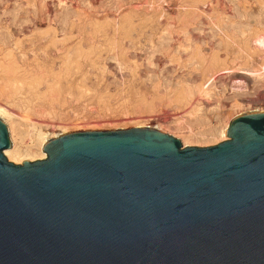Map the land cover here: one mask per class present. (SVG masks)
<instances>
[{"label": "rangeland", "instance_id": "obj_1", "mask_svg": "<svg viewBox=\"0 0 264 264\" xmlns=\"http://www.w3.org/2000/svg\"><path fill=\"white\" fill-rule=\"evenodd\" d=\"M0 110L16 164L77 131L217 145L264 111V0H0Z\"/></svg>", "mask_w": 264, "mask_h": 264}, {"label": "water", "instance_id": "obj_2", "mask_svg": "<svg viewBox=\"0 0 264 264\" xmlns=\"http://www.w3.org/2000/svg\"><path fill=\"white\" fill-rule=\"evenodd\" d=\"M0 118V264H264V111L227 140L60 134L16 164Z\"/></svg>", "mask_w": 264, "mask_h": 264}, {"label": "bare ground", "instance_id": "obj_3", "mask_svg": "<svg viewBox=\"0 0 264 264\" xmlns=\"http://www.w3.org/2000/svg\"><path fill=\"white\" fill-rule=\"evenodd\" d=\"M0 111H1V110H0ZM2 112H3V111H1V113H2ZM4 112H5V111H4ZM1 113H0V118H2V119L4 120V119L6 118V117H5L6 114H5L4 116H2L4 113H3L2 115H1ZM5 113H6V112H5ZM4 117H5V118H4ZM6 122H7V121H6ZM139 127H140V126H139ZM141 127H142V126H141ZM40 136H41V135H40ZM223 136L225 137L224 140L227 139V130H226V129L223 131ZM33 140H34V139H33ZM43 140H44V139H43ZM49 140H50V138H48L47 140L41 142L40 147H41V149H42V157H41L42 159L45 158V156H46V153H45V151H44V146L46 145V143H47ZM11 147H12V146H11ZM11 147H10L9 149H6L5 152H4V154H5V156H6L9 160L15 162V160H17V159H19V158L16 157L17 154H15V157H14V153H16V152L13 151V150H15V148L12 149ZM16 158H17V159H16ZM17 162H18V161H17Z\"/></svg>", "mask_w": 264, "mask_h": 264}]
</instances>
